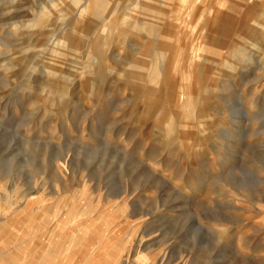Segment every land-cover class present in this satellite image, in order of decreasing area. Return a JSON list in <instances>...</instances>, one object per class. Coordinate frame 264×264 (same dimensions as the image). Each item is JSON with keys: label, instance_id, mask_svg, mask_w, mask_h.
Instances as JSON below:
<instances>
[{"label": "rangeland", "instance_id": "374dc122", "mask_svg": "<svg viewBox=\"0 0 264 264\" xmlns=\"http://www.w3.org/2000/svg\"><path fill=\"white\" fill-rule=\"evenodd\" d=\"M0 264H264V0H0Z\"/></svg>", "mask_w": 264, "mask_h": 264}, {"label": "bare ground", "instance_id": "6f19581e", "mask_svg": "<svg viewBox=\"0 0 264 264\" xmlns=\"http://www.w3.org/2000/svg\"><path fill=\"white\" fill-rule=\"evenodd\" d=\"M173 15V14H172ZM173 17H176V15H174ZM201 50V49H200Z\"/></svg>", "mask_w": 264, "mask_h": 264}]
</instances>
